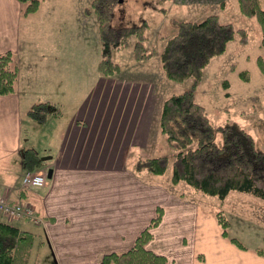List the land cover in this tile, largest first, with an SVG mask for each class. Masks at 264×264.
Listing matches in <instances>:
<instances>
[{"label":"rangeland","instance_id":"374dc122","mask_svg":"<svg viewBox=\"0 0 264 264\" xmlns=\"http://www.w3.org/2000/svg\"><path fill=\"white\" fill-rule=\"evenodd\" d=\"M43 1L40 0L38 6L39 14L48 5ZM93 1L77 0L81 7L75 4V0L52 1L45 10L47 16L44 17L49 21L46 26L40 25V15H26L29 24L23 40L30 36L31 60H36L33 62L35 67L42 64L41 73L56 85L55 88L66 85V89L62 90L65 92L64 96L54 93L48 100L36 101H50L55 105L58 113H50L48 121L67 120L74 108L82 106L83 99L100 77V87L97 88L100 90V129L103 130L107 124L111 128L115 122L116 128L123 130L120 146L117 145L114 150V159L119 160L121 165L123 163L122 169H116L121 170L120 173L116 172L120 176V196L135 199L140 211H135L134 216L131 215L132 207L128 205L131 201H127L124 211L130 214L124 215L122 212L120 216L122 221L135 218V237L156 214V208L161 207L162 213L167 211L168 215L165 221L162 220V215L159 224L152 228L153 238L149 248L165 255L167 247L161 243L165 227H169V235L174 240L177 237V228L184 227V236L190 237L197 225V211H205L207 216L214 215L211 218L215 224L216 212L222 211L229 221L227 233L231 237L239 239L247 246L264 248V200L237 190H231L224 199H220L196 191L183 182L173 184V151L158 124L163 101L173 94L189 89L193 82L192 78L176 81L167 77L161 62V52L167 39L177 34L179 21H199L209 14H217L220 21L230 23L234 30L244 29L245 39L242 41L241 33L236 32L224 52L210 60L195 88V101L204 106L215 126L229 123L245 129L252 135L256 147L264 151V67L259 63L261 60L264 66V45L256 17H247L240 13L236 0H117L113 8L112 25H129L145 19L147 28L143 44L151 52V56L135 59L132 44L114 50L111 56L118 64L119 71L107 75L98 69L103 43L91 6ZM151 1L158 7H151ZM59 13L63 14L60 22L57 16ZM52 34H55L56 40L52 38ZM40 35L47 38L46 41L50 44L41 46ZM48 48L53 49L46 50ZM243 71L246 72L245 80L240 76ZM225 81L228 85H225ZM130 126L133 132L128 136ZM141 132L142 137H137ZM46 134L33 137L35 144H40ZM105 154L102 147L100 162L104 160ZM159 155L169 158L168 167L162 175L150 174L145 170L136 171L134 168L137 159ZM43 169L41 166L35 171L42 174L45 171ZM103 191L110 192V189ZM2 196L6 198L4 194ZM178 200L181 215L174 212ZM32 209L35 213V209ZM103 214L106 226L111 225L112 211L107 209ZM35 215L38 220H35L36 224L40 217L37 213ZM0 220L9 222L4 217H0ZM213 220L206 224L213 226ZM24 225L25 228H31L30 223ZM217 226L220 228L218 224ZM189 239L186 238V241ZM107 240L109 239H105V242ZM133 241L122 247L118 245L117 239H113L114 245L103 253L124 251ZM46 243L48 246V242ZM23 246L25 245L18 244L14 257Z\"/></svg>","mask_w":264,"mask_h":264},{"label":"crops","instance_id":"0c3cea01","mask_svg":"<svg viewBox=\"0 0 264 264\" xmlns=\"http://www.w3.org/2000/svg\"><path fill=\"white\" fill-rule=\"evenodd\" d=\"M52 1L60 0L43 2L51 5ZM75 4L80 6L77 0ZM45 10L40 14L39 9L32 13L41 16L40 25L44 26L49 24L44 17L47 16ZM27 16L21 2L0 0V53L10 50L18 68L14 91L0 95V195L4 194L10 201L31 204L40 221L35 224L29 219L8 218L1 214L0 217L21 230L31 232L27 242L21 243L25 246L15 257L17 264H94L114 245L113 239L125 247L136 235L135 218L122 221L120 216L122 212L130 214L124 211L127 201H131L128 204L132 207L131 215L140 211L135 199L120 196V176L117 173L121 170L116 169H122L123 163L121 165L114 159V150L120 146L123 130L117 129L115 122L111 128L107 124L103 130L100 129V90L97 89L100 77L83 99L82 106L74 108L67 120H49L50 123L48 115L44 124L34 122L38 120L28 114L31 105L39 100H48L54 93L64 96L62 90L66 85L55 88L56 85L41 73L42 64L35 67L33 62L36 60H31L30 36L23 40L29 24ZM57 16L58 22L62 21L63 14ZM40 37L41 46L50 44L47 38ZM52 38L56 40L55 34ZM132 132L130 126L128 136ZM44 133H47L44 140L36 145L33 137L37 134L42 137ZM138 135L142 137V132ZM102 147L106 154L100 162ZM25 148L35 149L39 156H50L42 160L45 170L42 173L43 186H24L22 183L27 172L22 164ZM104 189H110V192ZM177 202L174 212L181 215L179 200ZM107 209L113 213L108 226L103 220V212ZM206 213L197 211V225L190 237L184 236V227L177 228L174 240L169 235V227L164 228L161 243L167 247L166 264H264V256L255 251L257 247L247 246L239 239L246 248L237 247L230 241L229 233L228 237L220 234V228L211 218L214 215L207 216ZM162 215L165 221L167 211ZM211 219L213 226L206 224ZM25 223H30L31 228H25ZM185 237L190 239L186 241ZM107 238L109 240L105 242Z\"/></svg>","mask_w":264,"mask_h":264},{"label":"trees","instance_id":"16d2710c","mask_svg":"<svg viewBox=\"0 0 264 264\" xmlns=\"http://www.w3.org/2000/svg\"><path fill=\"white\" fill-rule=\"evenodd\" d=\"M24 6V14L38 9L40 0H17ZM240 13L255 16L262 33L264 45V0H236ZM117 0H94L91 4L96 15L103 43L99 71L111 75L119 71L112 60L111 52L132 44L134 57L141 60L151 56L144 46L146 40V20L129 25H112L113 8ZM151 7L158 6L151 1ZM88 11V10H87ZM236 32L245 39V30H234L228 22L219 20L217 14H209L199 21L178 23V32L168 38L161 62L166 75L171 80L182 81L192 78V87L173 94L163 101L159 128L165 134L168 146L173 151L171 160V181L183 182L192 189L206 195L224 199L231 190L250 193L264 200V151L257 148L252 135L235 124L215 126L204 106L195 101V88L201 80L210 60L222 54ZM143 45V46H142ZM260 65L263 62L259 60ZM249 74V72H248ZM18 75V68L10 50L0 53V95L12 93ZM246 72L240 73L245 80ZM225 85L228 82L225 81ZM50 113L58 111L50 101L33 103L28 114L33 119L44 122ZM22 164L27 172H36L42 166L38 152L25 148ZM169 164L166 155L137 159L136 171L162 175ZM162 216L161 207L135 237L133 244L124 251H108L94 264H166L167 257L149 248L153 238L152 228ZM221 235L228 236L229 221L222 211L215 214ZM27 219V218H22ZM31 232L24 231L7 221L0 220V264H17L14 250L18 244L27 242ZM230 241L239 248L246 247L235 237ZM256 253L264 256V248H256ZM88 264V263H84Z\"/></svg>","mask_w":264,"mask_h":264},{"label":"built area","instance_id":"2783aa9c","mask_svg":"<svg viewBox=\"0 0 264 264\" xmlns=\"http://www.w3.org/2000/svg\"><path fill=\"white\" fill-rule=\"evenodd\" d=\"M22 183L24 186H43L44 175L39 172H26L22 178ZM0 214L8 218H27L33 222L37 220L30 205L27 203L10 201L2 195L0 196Z\"/></svg>","mask_w":264,"mask_h":264},{"label":"water","instance_id":"95a60500","mask_svg":"<svg viewBox=\"0 0 264 264\" xmlns=\"http://www.w3.org/2000/svg\"><path fill=\"white\" fill-rule=\"evenodd\" d=\"M50 156H40L41 160H44L46 158H49Z\"/></svg>","mask_w":264,"mask_h":264}]
</instances>
